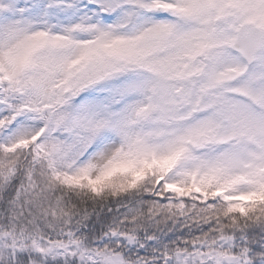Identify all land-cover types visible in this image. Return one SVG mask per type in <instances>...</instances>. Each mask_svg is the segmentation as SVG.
Wrapping results in <instances>:
<instances>
[{
    "label": "snow or ice",
    "instance_id": "snow-or-ice-1",
    "mask_svg": "<svg viewBox=\"0 0 264 264\" xmlns=\"http://www.w3.org/2000/svg\"><path fill=\"white\" fill-rule=\"evenodd\" d=\"M0 264H264V0H0Z\"/></svg>",
    "mask_w": 264,
    "mask_h": 264
}]
</instances>
